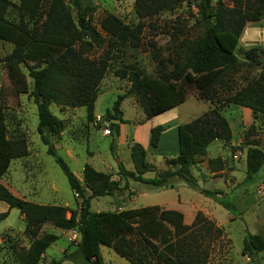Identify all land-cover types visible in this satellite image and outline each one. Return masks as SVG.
<instances>
[{
    "label": "trees",
    "instance_id": "obj_1",
    "mask_svg": "<svg viewBox=\"0 0 264 264\" xmlns=\"http://www.w3.org/2000/svg\"><path fill=\"white\" fill-rule=\"evenodd\" d=\"M177 2L136 0V7L143 15V9L160 10ZM44 3L48 6L45 20H42ZM71 5L74 10L66 0H20L18 4L0 0V40L14 46L13 52L3 62L10 77L24 89L25 75L20 66L28 62L36 64L30 68L29 76L34 81L33 96L38 109L37 132L48 148V154L64 172L71 190L81 199L79 211L58 205H39L16 197L0 183V201L9 207L8 212L0 213V223L9 217L11 210L17 209L26 219L25 235L33 240L28 250L18 253L20 261L22 264H40L47 250L58 241L54 234L38 238L41 228L50 224L62 231H75L80 236L73 252L65 253L62 260L51 264L64 261L103 264L102 246L113 249L130 264H208L212 244L222 237V230L214 223L199 213L194 223L187 226L181 212L162 210L159 206L119 212L92 211L93 199L111 197L127 189L128 184L121 187L110 175L86 163L83 185L55 147V141L60 139L65 125L51 112V105L85 107L88 120L96 121L99 86L111 69L108 59H91L92 53L106 43V38L93 24L94 3L92 0H71ZM198 10L202 36L180 44L173 70L168 71L166 65L159 62L157 76L149 78L134 66L115 68L116 77L131 83L129 90L120 95L104 114V120L110 125L113 138L111 151L116 159V140L121 135L120 125L125 124L121 105L129 96L137 99L147 119L183 105L193 88L205 100L250 109L255 117H264V64H259L261 72L256 79L241 88L231 86L236 73L255 63L258 55L264 57V50L257 48L246 51V60L243 61L232 50L246 25L262 20L264 0H217L216 4L213 0H199ZM100 25L113 46L138 45L140 36L137 27L128 26L111 14ZM221 38L230 41L233 48L224 46ZM163 131L162 126L151 130L152 149L159 147ZM232 139L228 120L214 108L178 127L179 153L175 158L166 160L167 171L153 179L145 178L147 173L154 171V166L147 161L144 147L133 142L129 151L134 170L126 169L120 161L118 176L123 181L132 179L156 188L172 187L170 181L175 177L196 186L197 179L192 168L197 164V158L206 156L214 142L228 144ZM27 154L23 141L8 139L5 113L0 107V180L7 174L13 160ZM209 165L215 172L223 170L221 158L210 160ZM263 167L264 150L258 146L248 148L246 181H253ZM202 194L219 200L223 196L221 192L208 190ZM221 204L230 209L226 203ZM263 252L264 236L247 234L243 253L252 258L253 264H258L255 260Z\"/></svg>",
    "mask_w": 264,
    "mask_h": 264
},
{
    "label": "rangeland",
    "instance_id": "obj_2",
    "mask_svg": "<svg viewBox=\"0 0 264 264\" xmlns=\"http://www.w3.org/2000/svg\"><path fill=\"white\" fill-rule=\"evenodd\" d=\"M11 1L18 4L20 0ZM66 2L71 10H74L71 0ZM92 2L95 8L93 24L106 38V43L103 48L92 53L91 59H108L111 64V69L99 86V97L95 105L96 121L88 120L85 107L62 108L55 104L50 107L51 112L63 120L65 125L60 139L55 141V147L83 185L86 163L97 171L110 175L121 187L128 184L127 189L118 191L111 197L93 199L92 211L119 212L159 206L162 210L181 211L187 226H191L200 213L222 230V237L212 244L208 264H253L252 258L243 253V242L247 234L264 236V167L253 181L247 182L246 152L252 146L264 150V117H255L252 110L249 112L242 107L205 100L197 89L193 88L183 105L170 113L151 119H147L135 97H127L121 105L125 124L120 125L123 133L120 139L116 140L118 159L113 157L111 151V133L106 134L110 125L104 120V114L113 107L118 97L131 87L127 79L116 77L115 68L134 66L143 76L149 78L157 76L159 62L165 64L168 71L173 70V62L177 58L176 52L180 44L202 36L199 0H178L177 3L160 10L143 9V15L138 13L136 0ZM216 2L217 0H213V4ZM225 3L232 6L228 1ZM47 6L48 4L44 3L42 20H45ZM109 14L116 16L126 25L139 29L140 39L136 47L112 45L100 25ZM259 23L262 24L247 25L234 48L227 39L221 38L220 41L224 46L232 47L233 52L244 61L246 51L257 48L264 50V16ZM13 50L12 44L0 40V107L5 113L8 139L23 141L28 154L12 161L0 183L13 195L25 201L39 205H58L79 211L81 199L71 190L64 172L48 154V148L37 132L38 109L33 96L34 81L29 76L30 68L36 64L28 62L20 66L25 75L24 89L10 77L3 62ZM261 63L264 64V57L258 55L255 63L234 75L231 86H234V89L241 88L256 79L261 72ZM214 108L228 120L233 139L228 144L214 142L208 148L206 156L197 158V164L192 168L197 179L196 186L175 177L170 181L172 187H175L174 190L169 189L171 187L156 188L132 179L123 181L118 176L120 161L126 169L134 170L129 147L133 142L139 143L132 135L136 127L142 126L141 141H148L147 161L154 166V171L144 177L153 179L168 170L162 159L163 153L167 154L166 160L174 155L176 133L173 125L190 123ZM157 125H165L163 128L168 129L163 140L165 148L160 151L152 149L149 144L150 127ZM175 151L178 153V142ZM217 158L222 159L223 170L215 172L209 162ZM142 190L146 192L140 194ZM204 190L221 192L222 199L208 198L202 194ZM179 196L182 200L180 204L177 203ZM221 202L229 205L230 209L225 208ZM8 211V205L0 201V213ZM67 216H70V212ZM25 228V216L17 209L11 210L9 217L0 223V264H22L18 253L28 250L33 241L25 235ZM45 234L56 235L58 241L47 250L40 264L62 260L64 254L73 252L80 241L77 232L62 231L50 224L41 228L38 238ZM155 243L159 244L156 241ZM101 254L103 264H130L111 248L102 246ZM256 262L264 264V252L256 258ZM61 264H81V261H64Z\"/></svg>",
    "mask_w": 264,
    "mask_h": 264
},
{
    "label": "crops",
    "instance_id": "obj_3",
    "mask_svg": "<svg viewBox=\"0 0 264 264\" xmlns=\"http://www.w3.org/2000/svg\"><path fill=\"white\" fill-rule=\"evenodd\" d=\"M252 23H249V24H247V25H251ZM257 24H262V23H257ZM246 25V26H247ZM246 111H251L250 109H246V108H244ZM171 111H173V110H171ZM171 111H169V113L171 112ZM168 113V112H167ZM166 114V113H165ZM164 115V114H163ZM182 124H179V123H176V124H174L173 125V127H174V131H175V133H176V141H175V147H174V149H173V152H174V155L170 158L169 157V159H172L173 157L175 158L176 156H178V153H179V147H178V153H176V149H177V142H178V127L179 126H181ZM154 126V125H153ZM153 126H151L150 128V132H151V130L154 128ZM157 126H162V127H165V125H157ZM157 126H155V127H157ZM173 127H172V130H173ZM141 128H142V126H138V127H136L134 130H133V132H132V135H133V138H135L136 139V141H138L139 143H141V145L144 147V149L146 150V152H147V154H148V152L149 151H147V144H148V141L146 142H142L141 141V137H140V132H141ZM121 129V133H123V128H120ZM165 130L163 131V134H162V137H161V142H160V145H159V147L157 148V149H154V150H157V151H160L161 149H164L165 148V146H164V143H163V140H164V137H165V135L168 133V129L166 130V128H164ZM120 139V138H119ZM119 141V140H118ZM150 142V141H149ZM120 143V142H119ZM121 144H122V142H121ZM150 144V143H149ZM165 154L166 153H163V156H162V159L164 160V163L166 164V159H165ZM148 156V155H147ZM166 156H167V154H166ZM168 160V159H167ZM147 178V177H146ZM169 189H172V190H174L175 189V187H171V188H169ZM168 189V190H169ZM146 191L145 190H142L141 192H140V194H143V193H145ZM181 200V198H180V196L178 197V204H180L181 202H182V200ZM163 207H165V208H168V207H166V206H163ZM168 210H171V209H168ZM175 211H177V210H175ZM178 212H181V211H178Z\"/></svg>",
    "mask_w": 264,
    "mask_h": 264
},
{
    "label": "built area",
    "instance_id": "obj_4",
    "mask_svg": "<svg viewBox=\"0 0 264 264\" xmlns=\"http://www.w3.org/2000/svg\"><path fill=\"white\" fill-rule=\"evenodd\" d=\"M106 134H107V135H110V130H107V131H106Z\"/></svg>",
    "mask_w": 264,
    "mask_h": 264
},
{
    "label": "water",
    "instance_id": "obj_5",
    "mask_svg": "<svg viewBox=\"0 0 264 264\" xmlns=\"http://www.w3.org/2000/svg\"><path fill=\"white\" fill-rule=\"evenodd\" d=\"M115 123H118V121H115Z\"/></svg>",
    "mask_w": 264,
    "mask_h": 264
}]
</instances>
